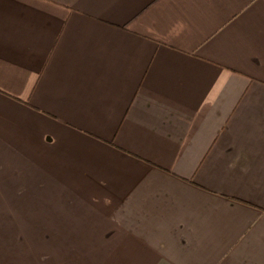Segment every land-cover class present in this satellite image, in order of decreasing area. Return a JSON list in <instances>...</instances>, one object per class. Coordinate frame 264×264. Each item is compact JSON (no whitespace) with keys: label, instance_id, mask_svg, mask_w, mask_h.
<instances>
[{"label":"crops","instance_id":"obj_1","mask_svg":"<svg viewBox=\"0 0 264 264\" xmlns=\"http://www.w3.org/2000/svg\"><path fill=\"white\" fill-rule=\"evenodd\" d=\"M0 203V264H264V0H0Z\"/></svg>","mask_w":264,"mask_h":264},{"label":"rangeland","instance_id":"obj_2","mask_svg":"<svg viewBox=\"0 0 264 264\" xmlns=\"http://www.w3.org/2000/svg\"><path fill=\"white\" fill-rule=\"evenodd\" d=\"M4 208H5V204L0 203V211H3ZM6 223H7L6 219H0V229L6 227ZM4 229L6 232V228H4ZM31 238L33 240V244H34L35 248L38 247L39 241L37 240V236H31ZM40 238H41V236H40ZM58 238L60 239L61 237H58ZM15 240L20 242V236H15ZM53 247H55V244L53 243L52 238L46 239V245L41 246L42 250L39 249L38 251H33V253L37 256L38 260L39 259L41 260V262L44 261L45 264H54L56 262L55 258H57V257L55 256V258H54L55 251L52 250Z\"/></svg>","mask_w":264,"mask_h":264}]
</instances>
